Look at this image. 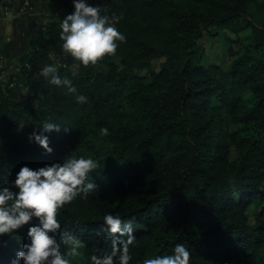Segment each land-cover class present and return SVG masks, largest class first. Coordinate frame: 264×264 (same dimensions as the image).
Masks as SVG:
<instances>
[{
  "label": "trees",
  "instance_id": "16d2710c",
  "mask_svg": "<svg viewBox=\"0 0 264 264\" xmlns=\"http://www.w3.org/2000/svg\"><path fill=\"white\" fill-rule=\"evenodd\" d=\"M56 1L20 0L30 8L42 2L48 17L17 71L0 73L3 178L72 149L97 160L89 179L99 188L60 212L67 227L80 221V264L109 247L101 248L94 231L105 212L134 218L138 243L131 264L167 253L177 242L189 247L191 264H264V219L252 223L248 214L264 206V3L91 0L126 40L114 55L85 67L61 50L59 24L73 5L68 0L61 11ZM249 29L244 41L240 34ZM223 30L236 36L227 37L232 60L225 68L205 63L201 42ZM45 63L57 64L87 103L47 83L40 75ZM45 120L73 128L51 134V154L28 141ZM102 127L108 136L100 135ZM22 239V232L6 238L3 264Z\"/></svg>",
  "mask_w": 264,
  "mask_h": 264
},
{
  "label": "clouds",
  "instance_id": "9594fccd",
  "mask_svg": "<svg viewBox=\"0 0 264 264\" xmlns=\"http://www.w3.org/2000/svg\"><path fill=\"white\" fill-rule=\"evenodd\" d=\"M72 5L73 11L59 24L62 52L85 67L114 55L126 36L104 14L101 4L72 0ZM40 75L51 85L66 87L77 103H87L89 98L59 74L57 64L45 63ZM72 131L71 126L45 120L28 134V141L51 154L55 151L51 134ZM109 134L108 127L100 129V135ZM97 167L93 157L77 155L72 149L62 159L42 166L21 165L11 179L5 180L0 171V246L7 247L6 238L23 233L22 240H15L19 247L9 264H74L73 258H77L75 264H80L84 242L75 230L80 221L67 227L60 212L78 197L87 200L89 193L99 188L94 179H89ZM133 220L105 212L94 231L102 241L101 248L103 243L109 247L90 254L85 264H131V249L138 243ZM190 257L189 247L177 242L167 253L146 256L142 264H191Z\"/></svg>",
  "mask_w": 264,
  "mask_h": 264
},
{
  "label": "rangeland",
  "instance_id": "374dc122",
  "mask_svg": "<svg viewBox=\"0 0 264 264\" xmlns=\"http://www.w3.org/2000/svg\"><path fill=\"white\" fill-rule=\"evenodd\" d=\"M68 0H57L56 5L62 10L65 9ZM90 2H92L90 0ZM264 3V0H259ZM26 2L20 5V0H0V73L17 71L19 59L29 47V42L36 35L39 26L48 17L46 12L40 10L42 2L36 6L28 7ZM72 4V1H71ZM256 7L251 6L253 11ZM251 30H246L240 37L247 41L250 38ZM236 38L229 30H223L222 35L216 38L204 37L201 42L206 48L205 63L218 64L227 67L232 57L229 52L228 38ZM238 47V46H237ZM161 60L154 62V69L159 70ZM147 71H142L145 74ZM251 207L248 211L250 221L253 223L257 217L264 219L262 210Z\"/></svg>",
  "mask_w": 264,
  "mask_h": 264
}]
</instances>
